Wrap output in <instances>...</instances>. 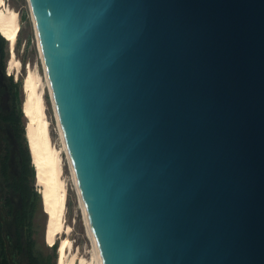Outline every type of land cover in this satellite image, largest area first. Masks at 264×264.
I'll return each instance as SVG.
<instances>
[{
	"label": "water",
	"instance_id": "water-1",
	"mask_svg": "<svg viewBox=\"0 0 264 264\" xmlns=\"http://www.w3.org/2000/svg\"><path fill=\"white\" fill-rule=\"evenodd\" d=\"M28 3L101 263L264 264V0Z\"/></svg>",
	"mask_w": 264,
	"mask_h": 264
},
{
	"label": "bare ground",
	"instance_id": "bare-ground-1",
	"mask_svg": "<svg viewBox=\"0 0 264 264\" xmlns=\"http://www.w3.org/2000/svg\"><path fill=\"white\" fill-rule=\"evenodd\" d=\"M0 14H2L0 15V32L8 38L11 48L7 68L9 72L13 70L20 72L22 61L15 51V44L21 29L20 11L8 4L6 0H0ZM46 79L49 85L47 73ZM23 88L22 106L26 116L25 125L31 158L36 171L35 182L40 188L43 205L48 214L45 239L50 245L58 242L57 264H102L82 199L79 201L92 240L91 255L89 257L80 255V248L76 247L70 237L73 226L66 219L68 190L64 178L62 149L55 144L52 138L42 74L31 64L24 76ZM59 129L63 149L67 153L64 135L60 127ZM72 176L75 182L73 172Z\"/></svg>",
	"mask_w": 264,
	"mask_h": 264
},
{
	"label": "rangeland",
	"instance_id": "rangeland-1",
	"mask_svg": "<svg viewBox=\"0 0 264 264\" xmlns=\"http://www.w3.org/2000/svg\"><path fill=\"white\" fill-rule=\"evenodd\" d=\"M6 2L10 4L12 7L18 9L20 11V16L23 13H26L27 17L24 20L21 19V25H20L21 29L18 35V40L15 44L16 54L19 57V59H21L22 61L21 71L17 72L13 70L9 72L7 68L8 59L11 53L9 40L6 48V54L3 58L5 64L3 63L0 57V110L3 109L4 111H7V109H9L10 107V91L8 89L9 75L12 74L14 80L20 82V98L21 101H23L24 98L23 80H24V76L28 71V66L31 64L33 68H37L42 74L45 85L44 96L46 99L48 117L50 119V130H51L52 138L55 144L60 149H62L64 178L66 180L67 190H68L66 219L67 222L73 226V231L70 237L74 241L76 247L80 248V255H85L89 257L91 255L92 240L86 226L85 217L79 201L76 184L72 176V171L68 160V156L65 149H63V140L61 137L59 124L57 122L55 110L51 100L49 85L46 79V71L44 69L43 60L39 49L38 39L32 21L29 3L28 0H6ZM22 111H23V106H22ZM23 121L26 124V116L24 114V111H23ZM13 130L14 128L10 123L0 121V159L3 157V155L6 153L8 149L13 151L12 154L13 156L11 159V169L9 173V178L11 180L19 178L21 174V166H20L21 161L17 157L18 149H15L16 142L10 134L11 132H13ZM4 183H5L4 181L0 182V201L2 203L4 213L7 214L5 233L6 235H9L11 237V240L8 242V246L11 252H13L17 242L18 223L16 217L19 214V212L22 211L23 198L21 193L17 191L14 187L8 188L5 186ZM35 187L40 192V188L37 186L36 182H35ZM7 195L11 196V204H8L6 201ZM47 218H48V214L44 208L42 195H41V201L39 203L37 215L35 218L36 231L34 235L37 239L38 246L41 249L50 250L47 247L48 246L52 247V245L48 244L45 239ZM21 229H23L24 231V227H22ZM2 230H3V224L0 222V232H2ZM57 254H58V249H57ZM16 257L18 259L19 264H23L22 262L23 259L19 256ZM56 260H57V256L55 258V262L57 264Z\"/></svg>",
	"mask_w": 264,
	"mask_h": 264
},
{
	"label": "trees",
	"instance_id": "trees-1",
	"mask_svg": "<svg viewBox=\"0 0 264 264\" xmlns=\"http://www.w3.org/2000/svg\"><path fill=\"white\" fill-rule=\"evenodd\" d=\"M26 17V13L21 15L22 20ZM7 44L8 38L0 32V57L2 61L6 54ZM3 63L5 64L4 61ZM8 81V89L12 97L13 110L12 113L8 115L1 116L0 114V117H2L3 120H10L16 124V133L21 143V175L19 178L9 182V185H13L15 189L21 193L23 203L22 211H20L16 217L18 223L17 242L13 252H11L7 243V241L9 242L11 240V237L9 235L5 236L0 232V264H11L9 255L12 256L15 264H19L16 256L23 259V264H56L55 258L57 256L58 242L54 243L52 247L48 246L47 248L50 250L41 249L34 235L36 231L35 218L41 201V193L35 187L36 171L32 163L28 139L25 133V125L23 123L20 82L14 80L12 74L9 75ZM8 168L7 163L4 162L3 174L5 179H7ZM9 203H11V201H9ZM22 227H24V231L21 229Z\"/></svg>",
	"mask_w": 264,
	"mask_h": 264
},
{
	"label": "flooded vegetation",
	"instance_id": "flooded-vegetation-1",
	"mask_svg": "<svg viewBox=\"0 0 264 264\" xmlns=\"http://www.w3.org/2000/svg\"><path fill=\"white\" fill-rule=\"evenodd\" d=\"M21 106H22V104H21ZM12 110H13V103H12V97H11V93H10V107H9V109H7V111H4L3 109H1L0 110V114H1V116L8 115V114L12 113ZM0 121L10 123L12 125V127L14 128L13 132H11L10 134H11L12 138L16 142L15 149H18L17 157L21 161V163H20V166H21V164H22L21 143H20V139L18 138V135L16 133V124L13 123L10 120H3L2 117H0ZM23 123H24V121H23ZM25 133H26V131H25ZM12 154H13V151L10 150V149H8L6 151V153L3 155V157L0 159V182L4 181L5 182L4 183L5 186L8 187V188L14 187L13 185H9V182H12L13 181V180H11L9 178V173H10V169H11V159H12V156H13ZM4 162L7 163L8 167H9L8 168L7 179H5L4 174H3V164H4ZM6 201H7L8 204H11V203H9V201H11V196L7 195ZM0 210H1V212H0V222L3 224L2 234L6 236L5 227H6V217H7V214L4 213V210H3V206H2L1 201H0ZM1 217H3L4 221L1 219ZM4 223H5V227H4ZM7 243H8V241H7Z\"/></svg>",
	"mask_w": 264,
	"mask_h": 264
},
{
	"label": "snow or ice",
	"instance_id": "snow-or-ice-1",
	"mask_svg": "<svg viewBox=\"0 0 264 264\" xmlns=\"http://www.w3.org/2000/svg\"><path fill=\"white\" fill-rule=\"evenodd\" d=\"M0 15H2V14H0Z\"/></svg>",
	"mask_w": 264,
	"mask_h": 264
}]
</instances>
